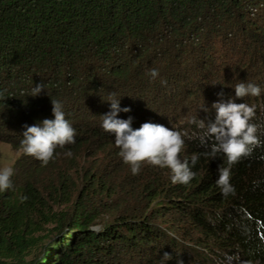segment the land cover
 Listing matches in <instances>:
<instances>
[{"label":"trees","instance_id":"1","mask_svg":"<svg viewBox=\"0 0 264 264\" xmlns=\"http://www.w3.org/2000/svg\"><path fill=\"white\" fill-rule=\"evenodd\" d=\"M237 45L260 66L224 86L214 60ZM262 51L264 0H0V133L22 150L13 187L0 192V264H264ZM245 80L260 96L235 97ZM112 94L133 129L151 122L181 134L180 159L195 173L187 185L148 163L132 174L101 126ZM230 98L255 106L257 143L231 166L235 194L224 197L216 180L227 157L211 155L205 133L212 105ZM51 100L75 143L43 165L21 140L24 125L54 119ZM191 100H203L202 116Z\"/></svg>","mask_w":264,"mask_h":264},{"label":"clouds","instance_id":"2","mask_svg":"<svg viewBox=\"0 0 264 264\" xmlns=\"http://www.w3.org/2000/svg\"><path fill=\"white\" fill-rule=\"evenodd\" d=\"M149 75L155 79L159 72L151 69ZM45 86L36 84L31 96H38ZM235 97L260 96L261 89L253 83H238L234 87ZM218 95H223L222 93ZM110 111L102 116V128L114 135L115 145L120 149V156L125 164L130 165L133 175L139 174L141 165L148 163L161 168H168L172 172V182L187 185L195 176L187 160L180 159L185 141L181 134L162 124L145 122L138 129H133L132 118H118L120 112H130L128 107H120V99L112 94L108 100ZM54 119H43L32 126L24 125L21 145L24 154L32 156L43 165L53 159L57 147L63 148L67 144L75 143V129L65 118L63 105L58 100H51ZM215 109V119L207 123L206 137L214 139L211 155L222 152L227 157L228 167L219 168V178L216 185L221 189L224 197L235 194V188L230 183L231 166L238 163L242 157L250 154L249 146L257 143V126L250 123L255 115V106L246 103H236L234 99L219 101L212 105ZM204 127V121H200ZM71 157V151L65 153ZM196 157H193V164ZM14 169L4 167L0 169V192L13 187L12 176ZM22 199H27L23 197ZM164 258H170L165 252ZM179 264H183L181 260ZM237 264V263H236Z\"/></svg>","mask_w":264,"mask_h":264},{"label":"rangeland","instance_id":"3","mask_svg":"<svg viewBox=\"0 0 264 264\" xmlns=\"http://www.w3.org/2000/svg\"><path fill=\"white\" fill-rule=\"evenodd\" d=\"M220 49V48H219ZM220 52H223L225 55L223 56L226 60H223L222 58H215L216 60H214L217 64V66H219L220 68H222V72L224 75H226V78H220V82H222V85H230V83L228 82V79H230L229 76L233 75L236 72H239V70H243V69H247L249 67H251L252 70H255L256 72H258V67L260 66L259 62L255 63L254 60L253 62L250 61V63L247 65V59H251V57L247 54L248 48H244L240 45V46H236L234 47L232 50L229 49L228 47H223L221 48V50H219ZM261 54L264 55V52L262 51ZM218 57V56H217ZM224 61V63H223ZM258 64V65H257ZM245 68H244V67ZM243 67V68H242ZM227 68H231L230 70H228ZM234 70V71H232ZM239 74V73H238ZM244 83H250L248 80H245ZM201 103H199L198 101H190V107L192 108V110L195 111V115L197 116H202L201 114H197V110L196 109H200L195 107V103H199L200 105L202 104L203 100L200 101ZM193 103V105H192ZM181 119L186 121L189 119V117L184 115H180ZM204 117V116H203ZM22 154V150L21 149H17L14 147V145H12L8 139L7 136H5L4 134L0 133V169L4 168V167H12L14 169L15 164L18 160V158L21 156Z\"/></svg>","mask_w":264,"mask_h":264}]
</instances>
